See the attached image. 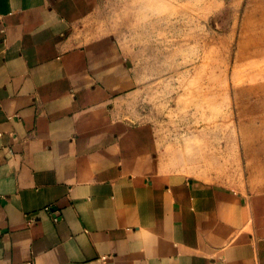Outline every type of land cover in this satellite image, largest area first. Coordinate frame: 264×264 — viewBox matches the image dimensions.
<instances>
[{"label":"crops","instance_id":"obj_1","mask_svg":"<svg viewBox=\"0 0 264 264\" xmlns=\"http://www.w3.org/2000/svg\"><path fill=\"white\" fill-rule=\"evenodd\" d=\"M94 2L0 0V264H264V172L167 146Z\"/></svg>","mask_w":264,"mask_h":264},{"label":"rangeland","instance_id":"obj_2","mask_svg":"<svg viewBox=\"0 0 264 264\" xmlns=\"http://www.w3.org/2000/svg\"><path fill=\"white\" fill-rule=\"evenodd\" d=\"M245 2L95 0L92 16L149 86L145 118L166 145L210 140L229 184L264 172V25Z\"/></svg>","mask_w":264,"mask_h":264}]
</instances>
